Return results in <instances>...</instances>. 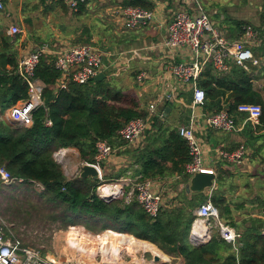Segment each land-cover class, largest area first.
Masks as SVG:
<instances>
[{"label": "trees", "instance_id": "16d2710c", "mask_svg": "<svg viewBox=\"0 0 264 264\" xmlns=\"http://www.w3.org/2000/svg\"><path fill=\"white\" fill-rule=\"evenodd\" d=\"M262 18L264 21V11ZM260 30L263 37L260 49L264 52V26ZM17 64V54L7 40L0 50L2 112L28 95L25 81L15 71ZM7 65L13 69L8 70ZM36 76L46 85L45 105L34 112V122L29 127L0 119V166H5L15 177L16 186H35V182L44 186L40 199L58 212L52 221L66 226L86 222L88 227L101 223L103 229H108L103 235L120 234L145 240L169 255L181 257L186 264H264V232L245 225L240 232L236 222L227 218L230 210L224 205V197L216 192L211 200L219 210L220 219L241 233L237 249L221 237L215 226L210 228L208 242L194 245L190 241L195 220L193 211L207 200L206 192H187L185 188L181 205L163 208L153 218L136 200L127 204L123 199L107 201L100 197L96 193L99 179L80 175L67 178L54 157L58 149L77 148L83 161L96 163L99 140L107 139L115 147V142L122 139L119 130L133 118L147 119L148 112L135 96L115 88L105 79H93L87 84L70 83L66 89L57 87L60 71L46 57L41 59ZM251 80L242 66L219 73L212 63L207 64L199 77V85L206 92L205 112L227 108L234 113L239 103H258L263 110L260 123L264 125V102ZM48 119L52 121L50 126L46 125ZM155 128L156 131L148 134L145 145L127 149L132 165L139 167L136 173L144 178L178 173L188 183L191 176L185 173V164L191 158L187 140L180 135L179 128L169 127L160 119ZM123 174L121 170L115 176L103 175V178L113 181Z\"/></svg>", "mask_w": 264, "mask_h": 264}, {"label": "crops", "instance_id": "0c3cea01", "mask_svg": "<svg viewBox=\"0 0 264 264\" xmlns=\"http://www.w3.org/2000/svg\"><path fill=\"white\" fill-rule=\"evenodd\" d=\"M0 1L3 3V8H0V50L8 40L13 51L17 54L18 60L24 52L38 49L44 43L60 47L90 41L104 54V67L101 72L105 76L101 80L105 79L115 88H120L135 96L141 107L148 112L150 125L146 131L144 143L139 146L130 144L129 146L124 140L118 139L114 144L115 153L103 163L102 175L115 176L121 170L125 174L119 176L118 179H131L138 175L135 169L138 170L139 167L132 165L133 160L127 149L145 145L148 134L156 131L155 124L158 119L164 121L169 127L179 128L193 124L197 135L211 148L206 153L205 165L207 169L215 172V182L218 184L217 189L206 191L207 199L211 198L214 192L223 196L226 203L224 205H228L230 210L227 218L236 222L240 228L239 231L244 230L242 225L257 228L248 225V223L264 221V125L260 121L256 123L248 120L245 114L236 111L232 114L238 125L237 130L222 132L213 129L207 126L205 121V114H208L205 112V104L199 109L203 115L196 119L193 117L191 106L193 91L190 88H186L174 77H170L168 73L167 79L163 80V68L166 63L182 61L187 58L185 54L163 44L166 37V23L172 19L173 12L183 6L181 0H87L79 10L71 9L64 0ZM200 1L213 24L222 29L230 39L242 37V26L248 24L242 21L247 18L244 9L241 10L242 12L240 11V14H237L240 17L227 16L220 13L219 10L220 2L223 0ZM117 5H133L152 10L155 12L157 20L155 23H143L134 28H127L113 14L112 9ZM246 9H249L247 5ZM12 26H18L22 31L17 35H11L9 31ZM263 26L262 18L259 27H255L258 31L256 38L248 43L254 55L260 59V64L250 63L246 70L252 77L254 90L264 102V52L260 49L263 43L260 29ZM97 28L106 30L104 36L97 31ZM46 58L51 60V57ZM233 66L238 65L231 62L229 71ZM7 68L8 70L13 69L11 65H7ZM141 73L144 77L139 80L138 76ZM168 81H171L172 85L177 88V93L172 100L163 99V95L168 91ZM153 104L155 108L151 110ZM167 107H169L168 113L161 116L163 113L165 114ZM180 118L182 122H180ZM123 142L125 144H122ZM241 146L246 147L249 151L248 159L241 163L221 161L215 150L218 147L234 150ZM60 149L66 152L63 155L66 163L75 160L72 156L80 159V168L78 166L75 168V171L78 170L77 174H80L85 161L82 160L79 150L73 147ZM77 174H73V176H77ZM178 175L180 174L175 173L170 176L151 178L164 194L167 202L170 203L169 207L165 208L181 205L182 192L187 183L183 182ZM194 222L191 227L190 241L194 245L208 242L211 238L208 223L203 222V226H198L195 229ZM259 230L264 232L262 229ZM235 248L237 249L236 246ZM157 249L167 256V260H182L181 257L169 255L163 250ZM41 251L45 253L44 250ZM47 254L57 253L49 251ZM63 255L65 256L62 253L61 256ZM70 255L72 253L67 254L68 257ZM134 262L128 254L124 253L115 263L136 264Z\"/></svg>", "mask_w": 264, "mask_h": 264}, {"label": "built area", "instance_id": "2783aa9c", "mask_svg": "<svg viewBox=\"0 0 264 264\" xmlns=\"http://www.w3.org/2000/svg\"><path fill=\"white\" fill-rule=\"evenodd\" d=\"M71 9L79 10L80 6L86 4L87 0H64ZM183 6L174 11L172 19L166 23V37L163 44L186 55L182 61H170L164 65L163 72L174 77L186 88L193 91L192 109L193 117L198 118L203 115L199 111L206 102V92L199 85V77L207 64L212 63L214 68L220 73L229 71L231 62L249 68V64L259 65L260 59L254 55L249 41L256 38L258 31L253 25L244 24L242 26V37L240 39H230L225 32L216 27L200 0H181ZM0 8L3 3L0 1ZM113 14L119 18L127 28H134L140 24L155 23L157 18L154 11L133 5H117L113 9ZM22 30L18 26H12L9 33L17 35ZM43 57H51V62L60 71L57 80V87L66 89L70 83L87 84L100 73L104 67V54L96 45L92 43L68 44L55 47L49 43H44L38 49L24 52L18 59L15 69L27 85L28 95L16 103L6 108L3 112L0 109V119L3 114L12 123L22 126H31L34 122V112L45 105L44 90L45 83L36 76V69ZM144 75L141 73L138 78L141 80ZM168 91L163 95V99L172 100L176 95L177 88L171 81L167 82ZM155 105H151L154 110ZM237 112L243 113L248 120L258 123L262 116V106L258 103H239ZM164 113L161 115L163 116ZM149 116L147 119L137 117L129 120L120 130L119 135L122 140L133 146L144 143L146 131L149 127ZM207 126L222 131L231 132L238 129L234 115L227 109L205 114ZM46 125H52L51 120H46ZM179 133L184 137L189 146L190 161L185 164V173L192 176L195 172L206 171V153L211 150L209 145L196 133L193 124L179 127ZM97 153L95 156L96 165L100 170L101 164L105 163L116 151L107 139H101L96 143ZM216 154L221 161L228 163H241L248 159L249 151L241 146L234 150L218 147ZM66 152L58 149L54 156L61 157ZM181 177V175H178ZM134 181L128 191L118 183L105 180L101 173L100 182L96 186V193L105 200L123 198L125 203L136 200L142 209L151 217H156L159 212L169 207L166 197L156 186L151 178H144L141 174L133 177ZM15 180L10 171L5 166H0V181L9 183ZM22 181V179H19ZM125 180H131L125 179ZM37 187L44 190L41 183L35 182ZM101 189L103 191H101ZM213 189H210L212 191ZM195 221L202 223L211 221L219 228L220 235L226 241L236 246L241 238V234L235 227L223 222L219 216V210L209 197L204 203L194 209ZM68 240L74 243V253L68 257L61 254H47L40 249L30 245H24L23 241L9 234L5 229V224H0V264H117L119 256L128 254L136 264H186L181 260H166L165 262H154L152 256L147 257L143 249L131 250L122 246L119 242L120 234H115L116 244L110 243L106 249L102 246V235L93 234L83 226H70ZM73 230V231H72ZM75 233L73 235L72 233ZM120 252V253H119ZM140 259H137L136 257ZM140 261V262H139Z\"/></svg>", "mask_w": 264, "mask_h": 264}, {"label": "rangeland", "instance_id": "374dc122", "mask_svg": "<svg viewBox=\"0 0 264 264\" xmlns=\"http://www.w3.org/2000/svg\"><path fill=\"white\" fill-rule=\"evenodd\" d=\"M246 5L249 9H246ZM262 6L263 0H223L220 2L219 10L220 13L226 14L227 16L233 15L240 17V15L237 14H240V11L244 9L247 18L242 21L244 23H250L254 27H259L262 22V14L264 11ZM97 31L104 36L106 30H103V28H97ZM251 40L253 41L254 39ZM85 42L91 43L90 41ZM3 117V119L8 120L4 114ZM181 118L180 122H182ZM54 157L57 162L61 164L67 177H75L78 171H75V168L77 166L80 168L81 165L79 164L80 159L78 157L72 156L75 160H71V163H66L65 159H61V157ZM71 173L75 175L73 176ZM14 181L9 183L2 182L0 184V221L5 224V229L8 233L20 238L23 243L44 250L45 253L50 251L61 255L62 253L65 255L73 254L75 245L68 240L69 226L72 225L66 226L62 222L52 221L53 216L58 212L52 211L51 206L40 199L39 193L43 190L37 187V185L16 186L17 183H14ZM133 181L134 178L132 177L131 180L121 178L111 182L120 184L124 187L125 191H128L132 186ZM118 199L122 200L123 198L119 197ZM85 223L80 222L75 225L83 226L86 230L91 231L96 235H102L104 231L108 230L103 229L101 223L97 225L93 224L90 227L85 225ZM208 226L211 228L214 226V222L212 221ZM72 234L75 235L74 232ZM150 255L151 253H147V257H150Z\"/></svg>", "mask_w": 264, "mask_h": 264}, {"label": "water", "instance_id": "95a60500", "mask_svg": "<svg viewBox=\"0 0 264 264\" xmlns=\"http://www.w3.org/2000/svg\"><path fill=\"white\" fill-rule=\"evenodd\" d=\"M105 74L103 72L98 73L95 77L94 80L99 81L103 79ZM169 107L166 108V112L164 116L168 113ZM80 177L81 178H86V177H92L95 180L100 179L101 177V170L94 164L85 162L83 163L81 167V172H80ZM216 179V174L212 170H206V171H198L195 172L189 182L186 184V190L187 192H206L208 189H217L218 184L215 182ZM106 199V198H104ZM248 225H252L253 227H257L259 229L264 230V221L259 222V223H251ZM146 252L151 253V256L153 258L154 262H160L164 260L160 255L155 254L153 252H149L146 250Z\"/></svg>", "mask_w": 264, "mask_h": 264}, {"label": "bare ground", "instance_id": "6f19581e", "mask_svg": "<svg viewBox=\"0 0 264 264\" xmlns=\"http://www.w3.org/2000/svg\"><path fill=\"white\" fill-rule=\"evenodd\" d=\"M101 191H103V190L101 189ZM194 224H195V229L198 226H203V223L200 220L195 221ZM115 236H119V235H114V234H109V233L103 235L102 239H101L102 246L106 249L108 244L109 245H110V243L116 244L117 240L115 238H113ZM120 239L121 240L119 242L121 243V245L128 247L131 250L143 249L145 251L147 250L149 252H153L155 254L160 255L164 260L168 259L166 255L162 254L156 247H154L151 243H149L145 240L133 238V237L132 238H126L125 236H122V235H120ZM136 258L140 259L138 256ZM140 261H142V260L140 259Z\"/></svg>", "mask_w": 264, "mask_h": 264}]
</instances>
